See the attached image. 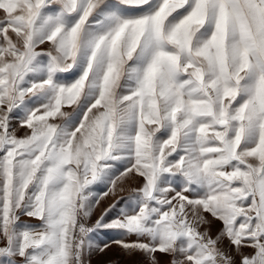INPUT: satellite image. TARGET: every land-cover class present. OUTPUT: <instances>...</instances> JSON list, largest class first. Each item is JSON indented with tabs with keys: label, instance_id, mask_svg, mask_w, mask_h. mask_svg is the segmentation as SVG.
<instances>
[{
	"label": "snow or ice",
	"instance_id": "obj_1",
	"mask_svg": "<svg viewBox=\"0 0 264 264\" xmlns=\"http://www.w3.org/2000/svg\"><path fill=\"white\" fill-rule=\"evenodd\" d=\"M109 234L125 264H264V0H0V264Z\"/></svg>",
	"mask_w": 264,
	"mask_h": 264
},
{
	"label": "rangeland",
	"instance_id": "obj_2",
	"mask_svg": "<svg viewBox=\"0 0 264 264\" xmlns=\"http://www.w3.org/2000/svg\"><path fill=\"white\" fill-rule=\"evenodd\" d=\"M105 202H102L101 207L104 206ZM113 239L112 234L109 235H101L99 237V241L109 242L110 247L108 250H106L104 253H95L91 257V264H111V262L116 261L117 259H120L122 264H125V258L119 256V248L114 244L111 243V240Z\"/></svg>",
	"mask_w": 264,
	"mask_h": 264
}]
</instances>
